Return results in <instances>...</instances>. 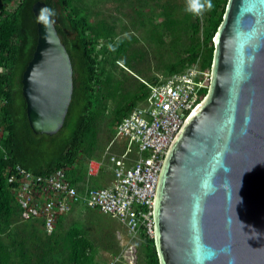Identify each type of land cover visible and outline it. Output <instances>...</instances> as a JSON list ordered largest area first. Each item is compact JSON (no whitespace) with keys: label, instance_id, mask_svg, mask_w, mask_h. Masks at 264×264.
<instances>
[{"label":"water","instance_id":"water-1","mask_svg":"<svg viewBox=\"0 0 264 264\" xmlns=\"http://www.w3.org/2000/svg\"><path fill=\"white\" fill-rule=\"evenodd\" d=\"M22 77L35 134L63 125L72 65L51 18ZM210 81L165 154L153 199L159 264H264V0H227Z\"/></svg>","mask_w":264,"mask_h":264},{"label":"trees","instance_id":"trees-1","mask_svg":"<svg viewBox=\"0 0 264 264\" xmlns=\"http://www.w3.org/2000/svg\"><path fill=\"white\" fill-rule=\"evenodd\" d=\"M35 1L0 0V264H94L95 241L76 223L61 232L58 225L52 232L44 230L39 236H36L34 229L28 233V238L36 236L37 243L32 248L26 246L28 238L25 240L20 231L13 230V222L21 219L11 189L16 182L9 178L15 174L17 165L38 175L66 167L70 171V180L76 184L72 164L88 138L92 142L86 151L88 155L93 151L96 135H92L90 127L95 123V115L101 105H104L101 104L102 100L111 93V78L103 69L102 62L108 61L110 68L115 67L116 62L127 53L128 37L116 38L113 35V22L104 19L90 21L91 11L83 0H42L55 11L53 22L70 57L72 95L61 128L51 135L35 134L27 121L21 89L22 72L37 41V24L32 11ZM153 1L160 8L147 19L150 23L154 17L160 21L155 27H150V38L174 35L179 25V19L175 16L179 11L178 2ZM136 2L138 21L144 23L142 12L146 0ZM199 3H205V0H199ZM226 3L227 0H212L213 7L207 9L205 6L200 14L183 9L181 22L184 23L185 32L181 41V55L166 65L162 76L196 61L202 67H210L212 39L222 20ZM155 28L159 32L155 33ZM174 37V44L180 42L177 35ZM96 44L100 46L97 48ZM158 79L151 75L147 81ZM137 84L136 91L113 107V114L107 121L109 125H114L138 102H143L148 88L143 80H138ZM30 223L41 227L35 222ZM140 236L141 243L136 247V264H159L153 237Z\"/></svg>","mask_w":264,"mask_h":264},{"label":"built area","instance_id":"built-area-1","mask_svg":"<svg viewBox=\"0 0 264 264\" xmlns=\"http://www.w3.org/2000/svg\"><path fill=\"white\" fill-rule=\"evenodd\" d=\"M210 67L196 61L156 81H145L143 102L114 124L115 134L126 140L122 151L108 145L101 158L88 160L86 173L103 168L111 180L102 186L75 185L62 167L45 175L16 166L10 181L23 221L40 224L52 232L61 217L80 202L87 208L116 217L132 235L153 237V199L167 150L184 119L204 96ZM1 136V130H0Z\"/></svg>","mask_w":264,"mask_h":264},{"label":"rangeland","instance_id":"rangeland-1","mask_svg":"<svg viewBox=\"0 0 264 264\" xmlns=\"http://www.w3.org/2000/svg\"><path fill=\"white\" fill-rule=\"evenodd\" d=\"M88 10H90L89 20L92 22L104 19L107 22H113V35L117 37H128L129 48L124 57L120 58L113 68L109 67L108 61H103V69H106L111 78L110 94L102 100L101 108L95 115V123L91 124L92 135H96L94 149L88 155L87 149L92 142L88 138L80 148V153L76 161L72 164V174L77 180L75 185L84 184L89 181L92 185L102 186L111 180V172L107 167L100 170L95 175H87L86 168L88 159L92 157L101 158L108 145L115 152H119L126 146V140L115 134L114 125L107 123L108 117H111L113 107L124 100L126 96L138 89V80L147 81L148 77L155 75L158 78L163 77V70L166 65L181 55L182 37L184 36V23L181 22L184 11L191 0H174L178 2L179 11L175 16L179 19L178 30L174 35L178 36L180 42L174 44V35L163 34L158 39H152L149 35V29L158 25L160 19L154 17L150 23L147 17L153 15L160 8L155 5L153 0H146L143 7L145 16L144 23L138 21L135 13L137 10L136 0H83ZM182 8H181V7ZM184 9V11H183ZM191 13V12H189ZM154 32H159L155 28ZM97 48L100 46L98 44ZM128 59V61L126 60ZM203 59V58H202ZM108 69V70H107ZM137 104H140L138 102ZM65 132V130L63 131ZM119 146V147H118ZM69 171V170H68ZM67 171L68 178H71L70 171ZM81 188H84V185ZM79 224L86 230V233L95 241L94 264H136V247L141 243L140 235H132L125 226L114 216L103 214L98 210L88 209L80 202L61 217L57 226L60 225V232L66 230L73 224ZM13 230L20 231L25 240L28 233L36 229V236L42 235L45 231L40 227L33 226L32 223L15 220L12 224ZM56 226V228H57ZM55 228V229H56ZM36 236L26 240V246L32 248L37 243ZM56 258V254L54 255Z\"/></svg>","mask_w":264,"mask_h":264},{"label":"clouds","instance_id":"clouds-1","mask_svg":"<svg viewBox=\"0 0 264 264\" xmlns=\"http://www.w3.org/2000/svg\"><path fill=\"white\" fill-rule=\"evenodd\" d=\"M207 7L211 9L213 7L212 0H205V3H199V0H192L189 3L186 11L194 14H200L202 10ZM55 15V11L47 6L42 8L37 14V22L42 23L46 28L51 26V18Z\"/></svg>","mask_w":264,"mask_h":264},{"label":"crops","instance_id":"crops-1","mask_svg":"<svg viewBox=\"0 0 264 264\" xmlns=\"http://www.w3.org/2000/svg\"><path fill=\"white\" fill-rule=\"evenodd\" d=\"M109 142H110V141H109ZM109 142H108V144H109ZM108 144H107V145H108ZM118 147H119V146H118ZM119 148H120V147H119ZM119 148H118V151H120ZM86 171H87V170H86ZM109 181H110V180H109ZM109 181H108V182H109ZM79 184H80V185H85V184H83L81 181H80ZM86 184H89L90 186H95V185H92L89 181H87Z\"/></svg>","mask_w":264,"mask_h":264}]
</instances>
